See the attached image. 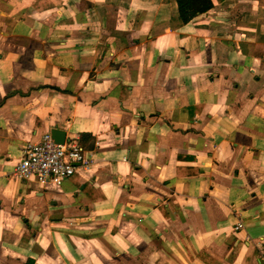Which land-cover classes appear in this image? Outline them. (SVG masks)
Masks as SVG:
<instances>
[{"label":"crops","instance_id":"obj_1","mask_svg":"<svg viewBox=\"0 0 264 264\" xmlns=\"http://www.w3.org/2000/svg\"><path fill=\"white\" fill-rule=\"evenodd\" d=\"M0 0V264H262L264 0ZM50 133L91 155L15 178Z\"/></svg>","mask_w":264,"mask_h":264},{"label":"built area","instance_id":"obj_2","mask_svg":"<svg viewBox=\"0 0 264 264\" xmlns=\"http://www.w3.org/2000/svg\"><path fill=\"white\" fill-rule=\"evenodd\" d=\"M20 158L11 174L22 181L38 184H61L73 175L77 168L88 171L91 155L79 144L78 138L64 140L59 144L50 133L37 141L24 143L19 149ZM264 264V254L261 257Z\"/></svg>","mask_w":264,"mask_h":264},{"label":"trees","instance_id":"obj_3","mask_svg":"<svg viewBox=\"0 0 264 264\" xmlns=\"http://www.w3.org/2000/svg\"><path fill=\"white\" fill-rule=\"evenodd\" d=\"M179 16L183 23L208 11L212 7L211 0H175Z\"/></svg>","mask_w":264,"mask_h":264},{"label":"water","instance_id":"obj_4","mask_svg":"<svg viewBox=\"0 0 264 264\" xmlns=\"http://www.w3.org/2000/svg\"><path fill=\"white\" fill-rule=\"evenodd\" d=\"M51 137L53 138V140H54L55 142H57V143H59V144H62V143L64 142V140H59V139H57V137H56L55 135H53V134H51Z\"/></svg>","mask_w":264,"mask_h":264}]
</instances>
